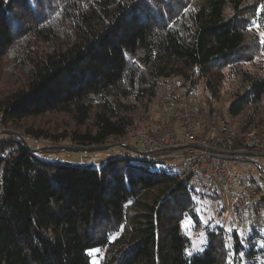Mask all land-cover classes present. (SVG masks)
Instances as JSON below:
<instances>
[{
	"label": "trees",
	"instance_id": "1",
	"mask_svg": "<svg viewBox=\"0 0 264 264\" xmlns=\"http://www.w3.org/2000/svg\"><path fill=\"white\" fill-rule=\"evenodd\" d=\"M260 33L264 0H0V119L36 139L102 146L129 134L128 111L165 79L202 81L219 100L232 76L240 86L229 114L250 109L264 125ZM57 116L74 124L69 133L49 130ZM7 134L0 264H93L94 249L105 250L101 264H264L255 225L241 236L203 222L200 199L219 197L218 187L199 192L169 159L173 149L119 145L97 168L43 160ZM186 218L205 230L199 247Z\"/></svg>",
	"mask_w": 264,
	"mask_h": 264
},
{
	"label": "rangeland",
	"instance_id": "2",
	"mask_svg": "<svg viewBox=\"0 0 264 264\" xmlns=\"http://www.w3.org/2000/svg\"><path fill=\"white\" fill-rule=\"evenodd\" d=\"M259 58L264 64V52L260 54ZM164 81L165 82L162 89L165 88L168 94H185L190 107H192L194 111H198L197 109L199 107L206 109L205 117H197L198 120H200L202 117L204 120L203 125L205 124V126H209L210 128L209 132L204 134L211 135L212 127L217 119L220 120L221 123L224 121L225 124L229 125L231 131L233 132V136L236 140V142L234 141L235 145L238 147L246 146L247 149L246 155H242L235 160L229 161V165L239 175V178L233 183L234 186L236 183H238V186H236L238 189L235 191L232 188V190L227 192L225 195H219V197L216 198L209 196V199L211 200L206 199V197L203 200L200 199L201 202L199 204L198 211L203 222L206 224H211L210 226L213 227L221 226L226 232L229 231V229L233 230V228H235L241 236H247L253 231L251 225H255V227L260 229L264 234V200L261 201V199L264 197L263 118L261 116H256L254 119L251 113L252 110L250 109L244 111L242 114L236 117L229 114L228 105L234 92L239 89L240 81L238 78L232 76L225 80L219 100L211 98L210 92L204 87V83L202 81L197 80L192 82L190 79H186L182 76H172L165 79ZM183 86L187 87L183 88ZM182 88H187L189 91L182 92ZM4 90L5 89H2V92ZM167 99L169 100V98ZM167 101L163 103V100H161L158 95L156 98L148 100L143 104H137L134 108L128 111V114L133 120V125L129 133H138L157 126L158 124L168 122L169 115L172 112L170 109L172 104L170 105V103ZM261 105H264V97ZM210 111L211 113H209ZM61 118L62 117L59 116L56 118H48L49 121L53 123L52 126H49V130L52 131V133H69L73 129L74 124L71 121L64 118V123H60ZM250 119L251 121L254 120V122L251 124L249 123ZM89 124L92 125V122H89ZM178 124L181 125L179 122H171L170 129L174 130L175 126H179ZM6 130L19 133L25 137L26 142H28V144L35 150V153L39 158L46 161L67 165L93 166L99 168L111 158L116 157V155L120 153L121 150L119 147H117L119 145L128 146L133 144L140 148H145L138 142H126L124 140L122 141L121 138L109 141L107 144L102 145L107 146V148L98 151L75 152L66 150L64 147L87 146H80L74 143L70 138H65L58 141L45 138L36 139L35 137L22 133L20 129L13 128L12 126H8V128H6L4 127L3 123H0V138H11L13 136L12 134H7L4 132ZM204 130L202 129L201 131ZM251 132H256L257 140H249V135ZM147 149L150 150L152 148L148 147ZM171 149H173V152L168 154L170 156L169 159L172 160L173 163L178 164L177 169L180 171V167L182 165L181 162L186 158L185 154L187 148L184 147L182 149ZM249 186L255 187V194H251V192L248 191ZM254 200H256V202L260 200L261 203L254 207ZM223 210L228 211V214L226 215ZM242 210L247 212L245 218L240 214ZM182 228L184 232L188 233L193 238L195 246L199 247L205 242V230L201 227L195 226L191 219L186 218L182 223ZM227 237V244L229 245L232 241V236L231 234L227 233ZM91 253L93 256V264H101L105 250L94 249L91 251ZM228 259H230V261H228L227 264H233L231 257ZM241 264H245L244 261H242Z\"/></svg>",
	"mask_w": 264,
	"mask_h": 264
},
{
	"label": "built area",
	"instance_id": "3",
	"mask_svg": "<svg viewBox=\"0 0 264 264\" xmlns=\"http://www.w3.org/2000/svg\"><path fill=\"white\" fill-rule=\"evenodd\" d=\"M163 103H172V112L169 121L151 127L138 133H129L122 137V141H135L142 146L157 149H171L187 147L185 159L182 161L180 172L182 176H192L195 188L203 192L210 185H217L220 195H225L232 190L234 181L239 178L237 172L229 165L230 160H235L247 154L246 146L235 145V138L229 125L216 121L212 127L211 135L199 134L196 130L199 116H206V109L199 107L194 111L190 107L185 94H168L163 88L159 92ZM169 95V96H168ZM208 114V112H207ZM223 120V119H222ZM171 122H179L183 128L184 139H181L175 130L170 129ZM2 124V119H0ZM256 132H251L249 140H257ZM235 141V142H234ZM129 142V143H130ZM251 194L256 193L254 186H249ZM228 214V211H225ZM241 216L246 217L247 212L241 211Z\"/></svg>",
	"mask_w": 264,
	"mask_h": 264
},
{
	"label": "crops",
	"instance_id": "4",
	"mask_svg": "<svg viewBox=\"0 0 264 264\" xmlns=\"http://www.w3.org/2000/svg\"><path fill=\"white\" fill-rule=\"evenodd\" d=\"M185 87H187V86H183V88H185ZM181 89L182 90V92H188L189 90L186 88V89ZM181 94V93H180ZM170 103V102H169ZM172 103H170V105H171ZM172 106H173V104H172ZM172 106H170L171 108V110H172ZM217 121H219L218 119H217ZM203 122H204V120L202 119V117H201V119L200 120H197V127H196V130H198V131H201L202 129L204 130L205 128V124L203 125ZM179 125V124H178ZM175 131H176V133H178V136L181 138V139H184V132H183V128H182V126L181 125H179V126H175V129H174ZM182 148H184V147H181V148H178V149H182ZM187 148V147H186ZM187 151H188V148H187ZM187 151H186V154H187ZM185 154V153H184ZM236 186H238V183H236V185L233 187V190H237L238 189V187H236Z\"/></svg>",
	"mask_w": 264,
	"mask_h": 264
},
{
	"label": "water",
	"instance_id": "5",
	"mask_svg": "<svg viewBox=\"0 0 264 264\" xmlns=\"http://www.w3.org/2000/svg\"><path fill=\"white\" fill-rule=\"evenodd\" d=\"M6 133H15L18 134L20 136L19 133L16 132H11V131H4ZM25 139V138H24ZM26 141V139H25ZM66 150H70V151H75V152H92V151H98L104 148H107V146H93V147H64ZM248 155H252V154H248Z\"/></svg>",
	"mask_w": 264,
	"mask_h": 264
},
{
	"label": "snow or ice",
	"instance_id": "6",
	"mask_svg": "<svg viewBox=\"0 0 264 264\" xmlns=\"http://www.w3.org/2000/svg\"><path fill=\"white\" fill-rule=\"evenodd\" d=\"M260 35H261V36H264V33H260ZM261 43H264V40H262ZM229 231L231 232L232 229H229ZM225 247H226V248H230L231 245H227V244H226ZM97 251H98V250H97ZM240 255H243V253H241Z\"/></svg>",
	"mask_w": 264,
	"mask_h": 264
}]
</instances>
